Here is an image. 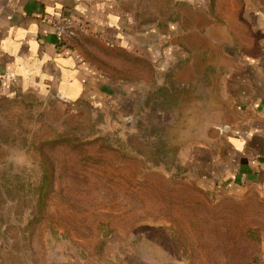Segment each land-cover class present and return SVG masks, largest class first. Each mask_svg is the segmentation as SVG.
I'll return each mask as SVG.
<instances>
[{
    "label": "rangeland",
    "instance_id": "1",
    "mask_svg": "<svg viewBox=\"0 0 264 264\" xmlns=\"http://www.w3.org/2000/svg\"><path fill=\"white\" fill-rule=\"evenodd\" d=\"M136 20L139 46L82 38L108 98L0 93V264H264V187L214 157L264 0H143Z\"/></svg>",
    "mask_w": 264,
    "mask_h": 264
},
{
    "label": "crops",
    "instance_id": "2",
    "mask_svg": "<svg viewBox=\"0 0 264 264\" xmlns=\"http://www.w3.org/2000/svg\"><path fill=\"white\" fill-rule=\"evenodd\" d=\"M142 10L143 0H0V93L32 89L69 103L108 98L115 80L82 52L89 46L83 37L59 45L50 19L80 17L100 43L133 47L144 41L136 20ZM260 25L254 52L229 67L226 108L236 123L222 136L223 148L214 157L221 159L220 170L235 180L264 187V24Z\"/></svg>",
    "mask_w": 264,
    "mask_h": 264
},
{
    "label": "built area",
    "instance_id": "3",
    "mask_svg": "<svg viewBox=\"0 0 264 264\" xmlns=\"http://www.w3.org/2000/svg\"><path fill=\"white\" fill-rule=\"evenodd\" d=\"M50 25L59 45L93 35L89 25L80 17L54 16L50 19Z\"/></svg>",
    "mask_w": 264,
    "mask_h": 264
},
{
    "label": "trees",
    "instance_id": "4",
    "mask_svg": "<svg viewBox=\"0 0 264 264\" xmlns=\"http://www.w3.org/2000/svg\"><path fill=\"white\" fill-rule=\"evenodd\" d=\"M74 41H76V40H72V41H70V42H68V43H66V45H70L72 42H74Z\"/></svg>",
    "mask_w": 264,
    "mask_h": 264
}]
</instances>
